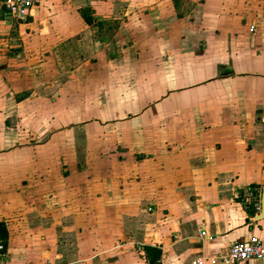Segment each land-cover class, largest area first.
Masks as SVG:
<instances>
[{"label":"crops","instance_id":"0c3cea01","mask_svg":"<svg viewBox=\"0 0 264 264\" xmlns=\"http://www.w3.org/2000/svg\"><path fill=\"white\" fill-rule=\"evenodd\" d=\"M176 4L0 9V264H212L264 235V0ZM94 80L120 110L91 112Z\"/></svg>","mask_w":264,"mask_h":264},{"label":"built area","instance_id":"2783aa9c","mask_svg":"<svg viewBox=\"0 0 264 264\" xmlns=\"http://www.w3.org/2000/svg\"><path fill=\"white\" fill-rule=\"evenodd\" d=\"M42 0H2L0 1V9H5L8 15L17 20H26L36 6ZM257 194L250 191L245 197L240 198L241 201H256ZM256 205V204H255ZM258 208V206H257ZM3 246L0 244V252ZM253 260H264V235L252 236L246 241L233 244L227 254L219 259H211L212 264H245ZM201 263L200 260L194 264Z\"/></svg>","mask_w":264,"mask_h":264},{"label":"rangeland","instance_id":"374dc122","mask_svg":"<svg viewBox=\"0 0 264 264\" xmlns=\"http://www.w3.org/2000/svg\"><path fill=\"white\" fill-rule=\"evenodd\" d=\"M86 86H87L86 84L83 85V87H86ZM89 86L91 89L90 100H92L91 102L94 104L91 110L92 113L98 111L99 107L109 110V109H113L111 108L113 106L114 110H120L116 105L114 106V104H116L115 102L116 100L112 99V97L108 98L107 94L105 93V92H108V90L112 87L111 85L108 86L107 83L102 85L100 81L94 80L92 82H89ZM104 88L105 90H103ZM101 89L103 91H101ZM84 100L75 99L73 101V103H75L76 107L78 108L77 111H74V114L81 113L79 117L83 116L85 113L88 112L85 108L84 109L79 108L80 103L83 102ZM112 123L113 122H110L109 120H107V118L88 117V118H84V119H81L75 122L73 126L74 128H77V131L75 132L79 134L81 133L84 136V138L85 136H89V141H96L98 139H102V137L97 138V135L98 133H100V130L105 131L103 134L104 136L113 135V132L110 130V128L106 127V126H110V124ZM133 125H136V124H133ZM78 127H79V130H78ZM86 127H88L87 128L88 133L86 132V129H85ZM80 130H83V131H80ZM99 136H102V134Z\"/></svg>","mask_w":264,"mask_h":264},{"label":"trees","instance_id":"16d2710c","mask_svg":"<svg viewBox=\"0 0 264 264\" xmlns=\"http://www.w3.org/2000/svg\"><path fill=\"white\" fill-rule=\"evenodd\" d=\"M177 0H174L175 6ZM7 243V236L5 228L2 224H0V244L3 246V250L0 253H4L5 246ZM144 251L146 253V257L148 258L149 264H158L160 257H161V251L159 249L151 248V247H145Z\"/></svg>","mask_w":264,"mask_h":264},{"label":"water","instance_id":"95a60500","mask_svg":"<svg viewBox=\"0 0 264 264\" xmlns=\"http://www.w3.org/2000/svg\"><path fill=\"white\" fill-rule=\"evenodd\" d=\"M256 220H264V188L262 190L260 214L256 217Z\"/></svg>","mask_w":264,"mask_h":264}]
</instances>
